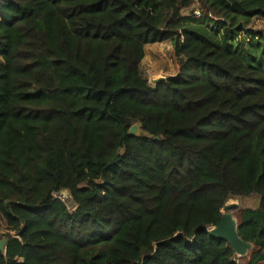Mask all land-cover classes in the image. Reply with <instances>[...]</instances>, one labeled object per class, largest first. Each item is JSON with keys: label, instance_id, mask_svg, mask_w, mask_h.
<instances>
[{"label": "trees", "instance_id": "1", "mask_svg": "<svg viewBox=\"0 0 264 264\" xmlns=\"http://www.w3.org/2000/svg\"><path fill=\"white\" fill-rule=\"evenodd\" d=\"M253 20L264 0L0 1V264H261ZM165 42L178 74L152 87L144 47ZM251 196L227 212L250 246L237 259L207 229Z\"/></svg>", "mask_w": 264, "mask_h": 264}, {"label": "rangeland", "instance_id": "2", "mask_svg": "<svg viewBox=\"0 0 264 264\" xmlns=\"http://www.w3.org/2000/svg\"><path fill=\"white\" fill-rule=\"evenodd\" d=\"M188 13L189 11L186 10L185 12H183V15H187ZM250 28L254 32H259L261 36H264V21L253 20L250 24ZM258 44L260 45L262 44V42H259ZM260 48L257 49L256 52L255 50H253L252 53L250 52L248 54H245L243 57L244 60L249 62L251 65L258 67L261 70H264V56L259 57ZM177 69L178 68L174 55V49L171 42L147 45L144 47V58L140 64V71L142 78L148 83H150L149 81L152 79L164 76H174L176 74ZM56 196L66 205L70 212H73L76 209L75 206L72 205L71 198L67 192L62 191ZM228 203L237 204L238 208L242 207L256 209L258 207L259 198L257 196H251L249 198H242L240 200H231ZM227 212L222 211L223 217L230 222V228L233 230L235 222L232 219L231 215L227 214ZM6 231L7 230L5 222L0 216V241L5 240L3 237L7 233ZM248 248L249 247L246 246V248H244L240 252H235L236 258L239 259L241 257H244L250 249Z\"/></svg>", "mask_w": 264, "mask_h": 264}, {"label": "water", "instance_id": "3", "mask_svg": "<svg viewBox=\"0 0 264 264\" xmlns=\"http://www.w3.org/2000/svg\"><path fill=\"white\" fill-rule=\"evenodd\" d=\"M177 74H178V69H177L176 74L174 76H164V77L152 79V80L149 81L150 83H148V84L150 86L154 87V86H156L157 84H159L161 82H166L167 80L174 78ZM129 133H130L131 136H135V137L142 136V133H141V131L139 129V125H134L130 129ZM155 140L158 141L159 138L156 137ZM236 209H238V205L237 204L227 203L224 206L222 211H224V212L235 211ZM229 223L230 222L227 219L222 217L221 222L219 223L218 226L209 227L210 229H207L209 231V235L214 237V238H216V239H221V240L226 241L229 244V246L233 249L234 252H240L241 250L246 248V246H248L250 248L249 245H247L246 243L241 241L239 239V237L237 236L235 225H234V228L232 230L230 228V224ZM5 243H6V240L0 241V251L1 252L4 251Z\"/></svg>", "mask_w": 264, "mask_h": 264}, {"label": "built area", "instance_id": "4", "mask_svg": "<svg viewBox=\"0 0 264 264\" xmlns=\"http://www.w3.org/2000/svg\"><path fill=\"white\" fill-rule=\"evenodd\" d=\"M194 16H195L196 18H200V14H199V12H198V11H195V12H194Z\"/></svg>", "mask_w": 264, "mask_h": 264}, {"label": "crops", "instance_id": "5", "mask_svg": "<svg viewBox=\"0 0 264 264\" xmlns=\"http://www.w3.org/2000/svg\"><path fill=\"white\" fill-rule=\"evenodd\" d=\"M261 264H264V261H263V262H261Z\"/></svg>", "mask_w": 264, "mask_h": 264}]
</instances>
